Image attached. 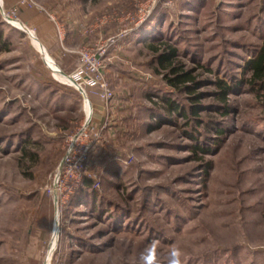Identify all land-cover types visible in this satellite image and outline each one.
I'll return each mask as SVG.
<instances>
[{"label": "rangeland", "instance_id": "374dc122", "mask_svg": "<svg viewBox=\"0 0 264 264\" xmlns=\"http://www.w3.org/2000/svg\"><path fill=\"white\" fill-rule=\"evenodd\" d=\"M25 8L55 25V52L26 22ZM49 14L65 30L62 40ZM149 21L163 39L177 38L181 64L203 82L201 121L224 122L225 133L199 126L202 144L214 149L205 160L188 150L181 117L149 128L161 96L196 102L170 90L139 41ZM8 26L19 31L9 48L0 46V264H264V99L243 85L224 118L213 85L246 76L264 36V0H0V35ZM82 51L103 64L109 107L101 85L83 94L67 80ZM97 109L107 126L86 177L96 208L127 210L115 230L90 206L61 211L44 192L67 138ZM21 140L32 142L33 158Z\"/></svg>", "mask_w": 264, "mask_h": 264}, {"label": "trees", "instance_id": "16d2710c", "mask_svg": "<svg viewBox=\"0 0 264 264\" xmlns=\"http://www.w3.org/2000/svg\"><path fill=\"white\" fill-rule=\"evenodd\" d=\"M152 20H155V18ZM3 23L4 25H7L4 20ZM157 25L158 24H156V22L151 23L149 21L143 30L138 32L137 35L139 37V41L142 42L143 45H145L146 48H148L150 52L154 54L156 58L155 61L157 63L156 70H162L161 73L163 74L166 85L170 88V90L185 93L188 97H190V100L192 99V102L193 100L196 102L195 104L193 103L190 104V106H187V104H183L178 99L171 98L170 96H161V102H154L155 106L157 104L162 105L159 108L160 111L155 109L150 112V117H153L154 113L158 115V122H152L149 128L154 129V126L159 125V123L173 122L175 125H177L179 123L176 122V118H173V116L175 115V117H181L183 121L180 122V125H182L185 129V136L192 142L189 145L188 150L195 154V158L197 157V160H205V156L212 153L214 149L213 146H208V143L202 144L205 139L203 140L204 135L203 132L201 133L199 126L203 125L204 130L206 131H212L214 129L217 133H225L227 130L224 126H221L224 122H219V120L215 117H211L210 120L206 122L201 121L202 118L199 113L205 108L199 104L200 99L202 98V93H199L198 89L203 82L199 81L198 76L194 74V70L185 68L181 64L179 57L182 54V50L179 46V43L176 42L177 38L167 36L166 39H163L165 32L160 30ZM8 27L9 28H7L6 31L7 36L0 35V46L5 47V49L10 47L9 45H11L10 43L13 41L12 36L19 31L16 28L10 26ZM198 67L205 72L212 71L202 63H200ZM246 72V76H244L243 79L237 81L236 84H233L228 79L220 77L215 78L213 85L218 88V93L216 96L217 104L215 108L219 116L225 118L229 115L230 95L232 93L238 92L243 85H247L248 89L251 90L253 94H256V96L262 97V99H264V36L261 45L258 46L254 53L251 54V58L246 61L244 65V73ZM53 89V91H55V87H53ZM187 119H189L188 122H186ZM190 119L195 120L193 121ZM29 143L32 142L23 140L20 141V144L23 147V154L25 156L30 155L33 158L34 154L28 152L27 150ZM198 153H200V156H197ZM205 165L207 170L211 166V161L207 160ZM91 182V179L87 177L84 178L82 186L71 197L68 203L69 206L67 205V209H71V211L73 209L75 212V206L85 204V206H90V211L92 214H94V216L96 215L99 219H103L106 215L111 220L114 230L118 229L122 226L121 222L127 210L123 211L121 208V211L119 212V205L116 203H112V205H114L113 212H108L106 207L102 206V204L96 208L95 189L92 188ZM82 213L86 212L83 211Z\"/></svg>", "mask_w": 264, "mask_h": 264}, {"label": "built area", "instance_id": "2783aa9c", "mask_svg": "<svg viewBox=\"0 0 264 264\" xmlns=\"http://www.w3.org/2000/svg\"><path fill=\"white\" fill-rule=\"evenodd\" d=\"M57 26L58 34L61 40L65 36V30L55 21V16L49 14ZM104 54H99L100 56ZM103 64L97 54H89L82 51L79 65L69 75L79 86L85 84L87 88H93L101 85V100L106 107L111 105L114 98V92L104 82L102 72ZM86 88H81L85 94ZM90 105V104H88ZM88 113V112H87ZM106 123L96 126L94 117L87 114L77 130L67 138L65 143L67 147L66 154L63 156L57 168L49 176L44 192L50 196L58 209L63 208L69 203L71 197L82 186L84 178L87 176L89 161L95 153V148L102 138L103 129ZM91 175V174H88Z\"/></svg>", "mask_w": 264, "mask_h": 264}, {"label": "crops", "instance_id": "0c3cea01", "mask_svg": "<svg viewBox=\"0 0 264 264\" xmlns=\"http://www.w3.org/2000/svg\"><path fill=\"white\" fill-rule=\"evenodd\" d=\"M23 12L26 22L37 26L42 41H44V43L48 45L50 48H53L55 52V25L48 19L45 13L33 9L30 10L28 8H25ZM66 56H68V54ZM99 105L100 104H97V107H100ZM98 112L99 110L97 109V114H95L94 116V124L96 126L101 125V120L103 117V115H101V113Z\"/></svg>", "mask_w": 264, "mask_h": 264}, {"label": "bare ground", "instance_id": "6f19581e", "mask_svg": "<svg viewBox=\"0 0 264 264\" xmlns=\"http://www.w3.org/2000/svg\"><path fill=\"white\" fill-rule=\"evenodd\" d=\"M18 21V20H17ZM18 23L24 28L23 24L21 22L18 21ZM30 32V30H29ZM55 71V70H54ZM58 71V70H57ZM69 78V79H68ZM67 80H69L71 82V84H76L75 80L72 79V77L68 76Z\"/></svg>", "mask_w": 264, "mask_h": 264}, {"label": "water", "instance_id": "95a60500", "mask_svg": "<svg viewBox=\"0 0 264 264\" xmlns=\"http://www.w3.org/2000/svg\"><path fill=\"white\" fill-rule=\"evenodd\" d=\"M8 18H9V19H12L11 17H8ZM81 87H82V88H85V84L82 83V84H81Z\"/></svg>", "mask_w": 264, "mask_h": 264}]
</instances>
